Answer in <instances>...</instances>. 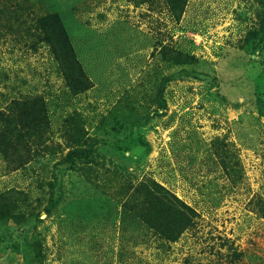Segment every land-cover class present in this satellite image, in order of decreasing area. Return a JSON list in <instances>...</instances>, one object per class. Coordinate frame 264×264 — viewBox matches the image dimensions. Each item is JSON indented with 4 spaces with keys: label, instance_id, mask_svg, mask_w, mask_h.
Returning a JSON list of instances; mask_svg holds the SVG:
<instances>
[{
    "label": "rangeland",
    "instance_id": "1",
    "mask_svg": "<svg viewBox=\"0 0 264 264\" xmlns=\"http://www.w3.org/2000/svg\"><path fill=\"white\" fill-rule=\"evenodd\" d=\"M139 1L1 0L0 119L49 148L23 167L14 146L1 157L0 195L22 192L29 215L1 212L0 264H264V0H187L179 16ZM48 17L86 78L77 92L36 33ZM69 138L98 142L89 159L105 154L110 178L145 176L190 206L179 237L62 165ZM50 182L63 195L46 213Z\"/></svg>",
    "mask_w": 264,
    "mask_h": 264
},
{
    "label": "trees",
    "instance_id": "2",
    "mask_svg": "<svg viewBox=\"0 0 264 264\" xmlns=\"http://www.w3.org/2000/svg\"><path fill=\"white\" fill-rule=\"evenodd\" d=\"M146 1L147 0H140L138 3ZM164 1L168 5L170 11L179 16L183 12L187 0ZM23 19L24 21L26 20L25 17H23ZM44 24L49 27V30H47ZM35 27L39 29L36 31L38 35L43 36L44 39H48V42H52V52L55 54L53 62L55 61V63L58 64L57 70L71 82V85L76 84L79 86L74 90V92H77L86 78L82 73V68H79L77 61L75 62L74 52L71 48H69V51L64 48V41L61 39L62 37L57 36L59 40L57 37H54L53 31H51V29H53V21L51 18H40V22H37ZM55 43L59 45V49L54 45ZM35 44L37 43L35 42ZM47 104H50V102ZM3 116L4 115H2V118ZM51 123L54 126L53 120ZM39 127L41 133H54L53 129H51V125L50 127L47 126V129L44 130H42L41 126ZM32 131V127H30L27 122L19 124V122L11 121L9 119L7 121L0 119V164L2 162L1 157L12 155V152L8 149L9 146H14L13 149L16 152L26 154V157L22 155L21 158H18L15 161L20 167L25 166L26 162H30L39 154V148L41 145H43L42 148L45 150L49 148V144H47L46 140L38 139L36 137L33 139L34 133ZM15 139H17V144L15 143ZM69 140L70 141L67 142L66 152L62 157H59V162L62 165L72 169V171L75 170L78 173H83L79 175L85 174L86 176L94 177L97 180H103V184L106 185L104 187L118 189L122 208L136 219L146 224L150 231L158 234L165 232L168 234L166 238L168 237L172 241H175L179 237L183 229L189 224L191 219L190 215L193 216L194 214V210L190 206L181 202L175 197V195L158 183L151 181L150 187L146 182L147 179L142 180L145 176L136 183L131 181L127 182V174L130 173L126 172L124 169L119 171L115 169L112 173L113 178H110L109 173L112 169L104 167L105 154L101 155L100 162L96 161V157H98L100 153L97 154L94 159H89L92 157L93 153H98L96 152L98 142L93 143L85 141L77 143V139H75L74 143H72L70 138ZM32 146H34V148H32ZM22 148L25 153H23ZM57 148L60 149L61 147L57 144ZM62 153L63 149L60 150V154ZM85 163H88V166L91 165V167L88 168V171H84L81 166ZM100 171L102 172L100 173ZM48 184L51 193L53 194L55 192V198L50 201V205L44 208L46 213H49L52 204H55L60 200L63 195L60 191L54 188V183L50 182ZM21 193L22 192H19L18 195H0V214L2 211H17L15 213L14 221L23 226L24 222H26L25 216L29 214L22 212L20 209V199H22L21 203H26V197Z\"/></svg>",
    "mask_w": 264,
    "mask_h": 264
}]
</instances>
